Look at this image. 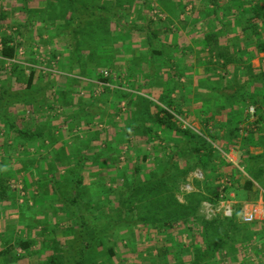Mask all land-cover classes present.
I'll return each mask as SVG.
<instances>
[{
  "label": "rangeland",
  "instance_id": "374dc122",
  "mask_svg": "<svg viewBox=\"0 0 264 264\" xmlns=\"http://www.w3.org/2000/svg\"><path fill=\"white\" fill-rule=\"evenodd\" d=\"M42 1L0 0V12L6 16L5 19L1 17V20L8 23L5 35L16 37V41L22 38L20 46L25 50L22 55L12 59L4 58L1 55L4 37L1 26L0 91L4 92L7 102L4 99L0 102V178L9 179V195L0 196V251L17 237H29L30 232L39 246L42 244L41 237L43 243L46 241L44 244H49L53 236L56 240H62L68 258L73 260L71 246L79 243L82 228L92 227L98 232L100 222H111L106 233L90 230V236L101 237L103 243V247L91 250L89 260L93 258L94 264H175L176 259L192 258L188 251L193 250L192 245H197L202 238L201 219L191 214L186 219L176 220L171 226L167 223L160 227L150 226L152 230L148 231L146 224L136 221L138 209L128 208L126 200L129 184L143 182L148 172H152V175L162 174L165 167L168 175L178 172L171 161L172 146L175 140L185 143V138L161 127L156 120L161 109L175 111L172 105L160 98L161 94L168 92L184 108L178 126L202 134L217 151L220 150L213 164L204 168L208 178L198 181L200 185L193 180L197 190L191 193L206 191L207 188L212 194L216 190L218 193L215 196H218L223 191L236 204L256 199V196L246 198L242 188L238 187L246 171L239 148L241 140H244L242 131L229 140L223 138L224 134H220L222 138H212L207 134V128L216 129V126L213 122L203 120L207 111L216 114L220 106L214 105L217 101H225L227 105L224 109L235 114V117H245L250 114V106H256L261 101L264 103V76L261 75V72L264 73V52L252 56L255 49L251 47L254 45L248 43L250 49L245 51L241 62L230 63L226 70L218 65L220 59L216 64L217 51L202 42L206 33L218 32L221 46H230L236 53H240L234 49L238 44H247L243 41H247L246 37L239 32L240 28H236L234 9L232 12L224 10L232 3L227 0H216V5L210 0L205 5L206 11L202 9L204 4L200 0H175L177 6L170 0H79L81 2L71 1L75 5L74 9H68L70 0L63 5L58 0H48L57 8L60 5L59 9L67 15L56 17L66 18L60 24V37L64 39L66 50L55 49L52 35H47L49 22L38 25L44 29L37 28L39 33H34L33 37L24 35L25 28L20 26L24 24L19 21L23 16L28 20L31 15L40 18L42 12L48 11L47 8L37 10L40 6L38 3ZM166 1L167 4H164ZM247 1L254 4L257 0ZM22 3L27 9L24 12L20 8ZM28 23L26 33L33 30ZM258 33L263 35L264 28L260 26ZM55 53L57 56L54 58ZM32 58L37 61L34 62ZM43 65L58 72L45 73L39 69ZM32 67L40 70L36 73L40 78L35 79L37 86L26 88L27 74ZM104 69L112 72L113 78L109 80L111 86L99 83L103 80ZM247 80L250 84L246 85ZM243 96L247 97L244 103ZM8 119L21 124L23 129L44 132L45 136L40 142L42 146L39 147L40 143L15 144ZM147 126L158 129L150 140L146 135ZM6 145L12 146L9 147L10 151L6 150ZM145 152L147 158L142 159L140 155ZM86 155V162L83 165L80 162L81 167L77 166L76 161L84 159ZM198 156L194 153L191 161L186 162L181 155H177L184 167L183 171L188 170L185 179L181 181L177 178V185L173 189L180 204H186L187 194H191L181 191V184L190 180V165H198ZM6 157H9L7 165L3 163ZM33 157L35 162L32 165L29 159ZM99 162L106 165L99 166ZM48 163H53L55 170H52L55 176L50 175V178L61 180L62 176L81 175L87 183H81L80 186L74 185L75 182L66 183L61 185L55 199L35 200L34 197L40 196V186L36 180L41 176L43 182L48 180V174L42 172ZM97 165L99 167L93 171L92 168ZM136 165L141 166V171H135ZM74 168L77 169L73 174ZM122 170H128L126 177L121 175ZM11 171L13 173L10 175ZM100 176H104L108 187L116 190L109 193L108 199L103 196L102 183L97 180ZM226 177L230 178L232 185L223 187L221 180ZM29 179L36 181L29 189L31 195L25 188V181ZM47 189L50 193L54 192L50 184ZM78 191L81 192L80 197L91 198L89 202L81 201L78 204L80 222L84 226L73 215L66 218L61 210L62 205L68 207L67 210L73 208L74 204L70 200ZM262 195L264 197V192ZM101 199L106 203L99 210L98 204L104 203ZM108 200L112 203L108 204ZM263 221L259 222V226L264 227ZM130 223H134L137 228H131ZM223 226L224 230L229 231L226 225ZM67 227L75 228V231H66ZM233 234L235 251L231 253L227 248L220 249L213 258L215 264H242V242H247L243 246L246 255L253 253V248L261 247V244L249 239L242 241V229ZM127 235L132 239L121 240ZM115 238V253L109 254L108 247ZM166 245L173 255L176 254L171 262L159 256V248ZM37 247L33 246L32 249ZM29 252L16 247L9 253H1L0 264H31ZM36 258L33 256V259Z\"/></svg>",
  "mask_w": 264,
  "mask_h": 264
},
{
  "label": "trees",
  "instance_id": "16d2710c",
  "mask_svg": "<svg viewBox=\"0 0 264 264\" xmlns=\"http://www.w3.org/2000/svg\"><path fill=\"white\" fill-rule=\"evenodd\" d=\"M66 1L67 0H58V3L60 5H63V3H65ZM71 1L73 3L81 2L79 0H70V3H69L70 6L68 9H72V7L73 9L75 8L74 7L75 5L71 3ZM170 1H172V4L175 3L176 6L178 5L177 1L175 0H170ZM200 1H202V3L204 4V7L202 9L207 8L205 7V5H207L210 2V0H200ZM230 1H232V3L228 4L224 10L229 9L232 12L234 9L233 19L235 21L236 28L237 27L240 28L239 32L242 36L246 37L247 41L245 40L243 41L247 44H243V45L241 44V46L240 44H238L236 48L234 49L235 51L236 50L240 51V53H236L234 52L232 48H230V46H228L227 48L221 46L220 38H219L220 36L217 34L218 32H215V31L206 33L204 40L202 41L204 45L212 46L211 49L214 51H217L215 62L216 64H218L219 63L218 59H220L221 63L218 65L219 66L221 65L223 69L225 70L227 69L230 63L237 64L238 62H241L243 60L245 51L250 49L247 47L248 43H252V45H254L253 47H251V49H255V52L252 56H255L256 54L260 52H264V37H263L264 34L260 35L258 33L260 26L264 28V3L263 1L257 0L253 4L251 2H248L247 0H227V2H230ZM47 2L48 3L50 2L48 8L50 6L53 7L54 4L48 0H44L41 6H44ZM178 2H180V0ZM213 2H215V5H216L218 1L213 0ZM164 4H167V1L164 2ZM60 5H58L59 8H61ZM20 8L22 9L23 12L25 11L24 9H26L23 3L20 5ZM48 8L47 10L50 12L49 16L51 18L53 17V15L51 14V12H53V9L50 7L51 10H49ZM214 9H216L217 11L216 7ZM29 13L30 15L32 14V12L30 11ZM0 16L3 18L6 17L4 12H2ZM43 17H46L44 13L41 14L40 18L44 19ZM73 19L74 18H72V21ZM44 20L46 21V19ZM50 24L51 23H49L48 25ZM39 29L42 30L44 28H39ZM2 44L3 45L1 49V55L4 58H13L17 55V49L18 47H20V45H22V41L21 40L16 41V37L14 38V36L4 35ZM35 53L37 54L38 52H35ZM56 56H57V53L53 55L54 58ZM32 60L34 62L37 61L35 60V58H32ZM21 69H23V67ZM39 71L40 70H38L35 67H32L30 69L29 74H27L26 88H32L35 85L37 86V84H35L36 83L35 79L40 78L39 75H36V73H38ZM261 75L264 76V73L261 72ZM69 79L74 80L71 77H69ZM249 82L250 81L247 80V82H245L246 85L250 84ZM235 88L237 89L238 86ZM36 89H38V87ZM40 89H42V91L44 90L43 87H41ZM262 89H263L262 94L264 95V88ZM160 98L162 100L164 99L165 103H167L168 105H172L175 111L173 112V111H169L166 109H161V113L159 112L160 114L157 113L156 115V120L158 121L159 125L165 129L172 130L179 136L185 138V143H182V141L180 140H175V144L173 143L174 146H172L174 147V150H173V153L171 154V161L173 165H176V167L178 168V172L177 174H174V175H168L167 173H165V168H166L165 167L164 170L162 171L164 173L162 174L152 175V172L146 173L145 179L143 182L139 181L138 183H133L132 185L129 184L130 187L128 188L129 191L127 193L126 203L128 204V208L130 210H133L135 208L138 209L137 215H136L137 217L136 221L143 222L144 224H146V226H148V228L150 226L152 228L160 227V225H163L165 223L171 226L170 224L173 222H176V220L178 219H184V218L186 219L191 214L197 215L201 219L203 230H202L201 240L198 242L197 245H194V244L192 245L193 250L188 251L192 255L191 264H215V261L213 258L219 252L220 249L227 248L228 251L231 253L235 251V249L233 248L234 247V243H233V239H234L233 232L234 231H240V229H242V238H245V241H246V239H248L252 235V230L250 229L251 226L249 228V225H253V224L255 225L257 223L260 224L259 221L261 220L256 221L251 224L241 222L242 204H236L235 213L233 217L231 218L217 217L213 220H206L199 214V207H200L201 201L204 199H212L213 197H216L215 194L218 193L216 190H214V193L212 194L211 192H209L210 190L207 188H205L206 191L204 193L196 192V193L187 194L186 204H183V203L180 204L177 202L173 189L177 185V182H178L177 178H180V180L182 181L183 179H185L184 178L185 174L188 171V170L186 172L183 171L184 167H182L181 162L177 158V155L178 154L181 155V157L184 158L186 162H188V161H191V156L194 153L199 154L198 156L199 160L197 163L198 165H194V163H192V165H190L191 166L190 169L192 171L195 167L202 168L203 171L205 172V178L207 179L208 175L204 168L207 167L208 165L210 166V164H213L214 162L213 159L216 156V154L217 155L220 154L219 152L220 150L218 149L219 151H217L213 143L210 142L202 134L193 132L191 129H182L181 127L178 126V124L181 122V119L179 117L183 118L182 115H183L184 108L179 102L175 100V97L172 96V94L169 95L168 92H165L163 95L161 94ZM246 98L247 97L243 96L242 103H244ZM3 99L5 100V103H6L7 97L4 96L3 91H0V102ZM254 102L256 103L257 101L254 100ZM225 106H226L225 104H220V106L217 107L216 112L220 114L222 112L221 110L225 108ZM254 107H255V112L252 116L251 114H246L245 117L242 116V120H241L239 117H235V114H231V117L228 119L227 125H223V124L217 125L216 129L209 126L207 128V134L209 135V137L218 138L220 136V133H218L219 130L224 127L226 128V135L225 136L223 135L224 137L223 136L222 137L228 140L229 138L232 139V138L237 137L239 132L242 131V137L244 139V142H243L244 144L252 143V142L255 143V141L258 144L261 142H264V134H262V128L260 126L262 125V123H264V103L263 101H261V103L257 102L256 106ZM206 113H207V116L205 117V120H203L204 122H208L209 120L211 121V119L212 118L214 119V116H216V114H212V111L211 113L210 111H207ZM7 123L12 128L11 130H13L10 132L14 136L13 139L15 141V144L21 142L23 143V145H27L30 143H34L35 145H38L41 142V138L45 136L44 132L42 131L27 130V129H23L17 126V124L14 122L13 119H8ZM156 129L157 128L154 129L152 126L146 127V135L149 140L151 139L150 137L152 136L154 137L157 134L158 129L157 130ZM258 131H259V134L257 133ZM41 146L42 145L40 143L39 147ZM9 147H12V146L10 145L5 146L7 151L11 150L9 149ZM139 153H141V151H139ZM140 156H142V159L147 158L146 152L141 154ZM263 157H264V153H260V154L249 153V157H248V160L246 162V167H245L249 175L252 176V175L257 174V176L254 179L258 181L259 183H260L259 179L264 173V166H259V164L264 165V163H262L264 162V160L261 159ZM8 159L9 157L8 158L6 157L5 161H3L5 165L8 164ZM86 159H88L87 155L84 159L79 158V160H77L75 164L81 167L80 162H82V165H83L84 161L86 162ZM34 162H35L34 157L29 159V164L33 165ZM48 164H46L47 167L45 168V170H43L42 168L43 170L42 172L44 174H48L47 175L48 180L46 182H43L44 180L43 176H41L40 179L36 180L37 184L40 186V196L34 197L35 200L42 199L43 201H47L50 198L55 199L58 194L57 192L61 188V185H65L66 183L75 182L74 185L76 184L77 186H80L81 183L82 184L87 183L85 177L81 175H78V176L73 175L69 177L62 176L61 180H57L55 177L50 178V175L55 174L53 173V171L55 172V170L53 169L54 168L53 163L49 165ZM97 164L99 166L106 165V163L102 164L101 162ZM74 169H75L74 172L72 171L73 174L76 173L77 168H74ZM79 170L80 169L78 168V171ZM135 171L136 172L141 171V166L136 165ZM157 171L160 172L159 169ZM12 173L13 171L10 172V175ZM120 173L121 175H124V177H126V175H128L129 172L128 170H122L120 171ZM98 178L99 179L97 180L102 183L101 189H102V193L104 194L103 196L105 197V199H108L109 193L111 191H116V190H113L112 188L107 186V183L104 181L105 180L104 176H100ZM8 180L9 179L7 177L0 178V196L2 197L9 195V187L7 184ZM36 181H32L31 179L25 181V188L27 192L29 193V195H31L29 192L30 191L29 189L32 185L36 183ZM127 181L128 180H126L125 182L128 184L129 182ZM197 183L198 185H200L198 181ZM48 184L52 185V187L54 188L53 193H50L48 191L47 189ZM57 186H59V188ZM253 187H254L253 180L250 178H246V180L242 184V191L243 193H245L246 198H250V195H251V198L254 196H257L258 191L253 190ZM80 194H81L80 191H78V194L77 193L73 194L72 199L70 200V202L74 204L73 208H69V210H67L68 207L65 208V206L62 205L61 210L66 216V218H69L70 215H73L74 217H76L77 220H79L78 221L79 224L81 223V226H84V223L80 222V215L78 214V204L81 203V201L89 202L91 201V198L90 197L84 198L82 195H81L82 197H80ZM254 200L255 199H253V201ZM100 201H104V200L101 199ZM123 202L125 203V201ZM105 203L106 201H104V203L98 204L100 207L99 210H102L103 208L102 206H104ZM107 203L109 204L112 202L108 200ZM46 205L47 204H44V206ZM100 213H102V211H100ZM23 224H26V223L23 222ZM100 224L101 225L99 226V228H97V229H100V231L98 230V232L95 228L93 229L92 227L86 228L84 226L82 228V231L80 232V235H79V239H80L79 243L74 246H71V254L73 255V258H74L73 260H70L68 258L69 257L68 251L66 250V248H63L62 240L60 241L56 240V238L53 236V238L51 239L52 244H51V241L49 244H44L46 243V241H44L43 243V238L41 237L42 244H40L41 246L40 247L39 244L38 245L35 244L36 243L35 239L32 237V234L30 232H29V237H26V238L17 237L15 241H13L12 244H9L6 248L2 249L0 251V254L9 253L13 251L14 248L21 247L25 250L30 251L29 255L31 257V264H87V262H91L92 264H94L95 262H93L94 261L93 258L89 260L90 256L92 255L91 250L93 249L96 250L98 247H103V243L101 241V237H98L96 235L90 236V232L94 230L97 233L99 232L106 233L107 226L111 224V222L110 223L105 222V224H102L100 222ZM263 224H264V221H263ZM129 225H131V228L133 229L137 228L134 223L132 224L130 223ZM223 225H226L229 228V231L224 230ZM260 228L262 229V232L264 234V227L260 226ZM68 229H70V231H75V228L71 229L70 227H67L66 231ZM123 238L125 239L129 237L128 235L123 236L121 237V240ZM117 239H118V236H117ZM129 239H132V238L130 237ZM115 243H116V238L114 239L113 244H111L108 247L107 252L109 254L115 253V245H116ZM33 246H38V247L32 249ZM159 249H160L159 256H161L162 258L167 257L168 253H172L169 250L170 248L167 245ZM183 249L184 248H182L181 246V250ZM40 255L41 256L44 255V257H41ZM33 256H37L38 258L33 259ZM174 257L176 258V254H174Z\"/></svg>",
  "mask_w": 264,
  "mask_h": 264
},
{
  "label": "crops",
  "instance_id": "0c3cea01",
  "mask_svg": "<svg viewBox=\"0 0 264 264\" xmlns=\"http://www.w3.org/2000/svg\"><path fill=\"white\" fill-rule=\"evenodd\" d=\"M42 3H43V1L42 2H39L38 3V6L40 5H42ZM66 4H67V2H65ZM65 3H63V4H65ZM81 4V3H80ZM38 7L37 8V10H45V8H48V6H49V3L47 2L46 4H45V6H42V7ZM52 9H53V12H51V14L53 15V17H51L50 18V16H49V14H50V12H48V11H46V12H44V14H45V16L46 17H43L44 19H46V21L44 20V19H41V18H39V16H35V17H33L32 15H31V18L28 20V18H26V17H24L23 16V18L21 19V20H19V21H21V22H24V24H21L20 26L21 27H24L25 29H26V22H31V23H28L29 24V26H31L32 27V31L30 32L29 31V33H26L25 32V29H23V31H24V35L25 34H27L28 36H34V33L36 34L38 31V29L37 28H40L38 25H40V24H42V23H51L50 25H48L47 24V29H48V36H51V39L53 40V46L55 47V49L57 48V49H59L60 48V50H66V44L65 43H63L64 42V39L63 38H61L60 37V34L62 33V28H61V26H60V24H62V20H65V19H63V17H59V19H57L56 17H58L59 15H64V16H67L66 14H64L65 12H64V10H60L59 8H57V7H55V6H50ZM48 8L49 10H51V8ZM42 12V11H41ZM43 13V12H42ZM0 15H1V12H0ZM5 19V18H4ZM4 19H2L1 20V16H0V28H1V26H3L1 29H2V32H3V35H5V31H6V27H7V22H6V20H4ZM50 20H51V22H50ZM5 21V22H4ZM60 26V27H59ZM37 27V28H36ZM46 29V30H47ZM20 32H21V29H20ZM19 35V34H18ZM21 35L23 36V34H22V32H21ZM24 38V37H23ZM20 39V38H19ZM20 40H22V38L20 39ZM60 41V42H59ZM261 53V52H260ZM65 54H67V52H65ZM67 73V72H66ZM69 75V74H68ZM71 75V74H70ZM69 75V76H70ZM199 88H203V87H199ZM204 89H206V87H204ZM159 93H161V92H159ZM219 105V104H225V101H223L222 100V102L221 103H219L218 101L217 102H214V105ZM225 105H227V104H225ZM222 112L219 114V113H217L216 112V116H214V119L212 118L211 119V121L209 120V122H213V124L215 125V126H217V125H221V124H223V125H225L227 122H228V119L231 117V113H229V111L228 110H226V109H222L221 110ZM22 116H23V114H22ZM19 117V116H18ZM234 117V116H233ZM241 120H242V115H241V117H239ZM23 119V118H22ZM22 121V120H21ZM215 121V122H214ZM17 124V123H16ZM19 127L21 126V124H17ZM261 126V128H262V134H264V123H262V125H260ZM218 133H220V134H224V136L226 135V128H222V129H220L219 130V132ZM258 134H259V131L257 132ZM244 142V140H241V142H240V144H239V148H240V151H241V153H242V156H241V161L243 162H245V164L244 165H246V162H247V160H248V157H249V153H252V154H260V153H264V142H261V143H257L256 141H255V143L254 142H252V143H247V144H244L243 143ZM262 160H264V157L263 158H261ZM243 162V163H244ZM262 162V161H261ZM262 163H264V162H262ZM259 166H264V165H262V164H259ZM99 166L97 165V166H94L93 168H92V170L94 171V170H97V168H98ZM257 176V174L256 175H249L246 171H245V176L242 178V182H241V184H239L238 185V187H241L242 188V184L244 183V181L246 180V178H250V179H252L253 180V182H254V187H253V190H257L258 191V193H257V198L255 199V201H261V198L264 200V197H263V192H264V173H263V175L260 177V183L258 182V181H256L254 178ZM246 196V195H245ZM250 197H251V195H250ZM260 222V221H259ZM250 226H251V228H250ZM249 228L252 230V235L248 238L249 240H252V241H255V244L256 243H259V244H261V247H258V248H253L252 246H250V248H253V253H250V254H248V255H246L245 253H244V250H243V246H245L244 244H246L245 242H242V262H240V263H242V264H263V262H264V234H263V232H262V229L260 228V226H259V224L257 223V224H253V225H249ZM150 230H152V229H150V228H148V231H150ZM182 233V232H181ZM152 236V235H151ZM179 238L180 239H182V237H181V235L179 236ZM245 240V238H242V241H244ZM179 241V240H178ZM182 241V240H181ZM250 242V241H249ZM152 242H150V246L149 247H151V244ZM254 243V242H253ZM255 247H257V246H255ZM154 252H156L155 250H154ZM168 257H166V260L168 261V262H171V261H173L174 260V255H173V253H168ZM191 258H188V259H176V260H174V263L175 264H178V263H181V262H184V263H189L190 264V260ZM239 259H237L236 261H238Z\"/></svg>",
  "mask_w": 264,
  "mask_h": 264
},
{
  "label": "built area",
  "instance_id": "2783aa9c",
  "mask_svg": "<svg viewBox=\"0 0 264 264\" xmlns=\"http://www.w3.org/2000/svg\"><path fill=\"white\" fill-rule=\"evenodd\" d=\"M24 51L25 50L22 46L18 47L17 55H22ZM52 63H55V60H52ZM39 69L44 70L43 72L45 73H47L48 71L58 72L53 68H48L47 66L45 67V65L39 67ZM102 78L104 80V83H102L103 82L102 80V82H99L100 84L111 86L109 80H111L113 76L110 70L104 69L102 71ZM254 112H255V107L252 105L249 107V113L252 116ZM27 113H30V111H27ZM204 179H205V172L203 171V169L200 167H195L191 171L190 180L188 179L181 184V191H183L184 193H191L193 191H196L197 189L192 183L193 180L201 182ZM221 183L223 184V187L232 185V181L230 180V178L227 177L222 179ZM202 192L204 193L205 191L202 190ZM235 206H236L235 201L232 198H230V196L226 194V192L222 191L218 194V196L213 197L212 199L202 200L199 207V214L206 220H213L217 217L231 218L235 213ZM263 219H264V200L262 198L261 201H246L242 203L241 206L242 222L254 223L256 221Z\"/></svg>",
  "mask_w": 264,
  "mask_h": 264
}]
</instances>
